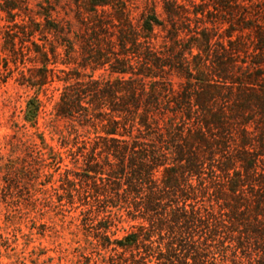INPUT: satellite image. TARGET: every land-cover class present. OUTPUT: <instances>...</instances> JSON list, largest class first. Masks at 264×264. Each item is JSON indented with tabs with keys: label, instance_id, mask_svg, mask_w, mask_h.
Here are the masks:
<instances>
[{
	"label": "trees",
	"instance_id": "16d2710c",
	"mask_svg": "<svg viewBox=\"0 0 264 264\" xmlns=\"http://www.w3.org/2000/svg\"><path fill=\"white\" fill-rule=\"evenodd\" d=\"M14 2L1 6V10L23 40L31 44L27 52L32 57L27 58L33 67L23 79L38 89L54 78L63 82L54 110L56 117L69 120L70 129L67 133L54 129V133L59 134L61 147H68L72 141L66 154L75 168L68 167L62 153L40 137L44 154L53 171L59 172L68 202L74 203L77 193L78 199L84 200L82 204L88 205L91 193L107 212L95 224V237L102 249L110 251L109 264H152V258L155 264H218L216 253L226 261L229 245L222 242L221 232L228 226L214 217L212 201L209 208L202 202L210 188L203 176L206 160L225 154L227 119L221 115L223 111L216 113L212 107L222 94L221 85L205 78V62L191 64L186 56L197 58L202 51L208 52V34L201 33L203 43L193 39L196 43L186 47L178 33L169 35V53L162 55L155 49L153 30L161 23L154 6L141 11L133 22L125 0L77 1L79 30L74 33L67 21L52 17L53 9L41 7L43 12L36 14L42 19L37 20L25 14L23 4ZM20 12L25 16L17 21ZM174 16L170 8L167 18L172 21ZM9 42L13 60L20 56L19 62L24 64L25 54L17 52L14 39ZM193 48L197 49L194 55ZM57 64L68 69L57 68ZM166 68L183 74L185 82L180 89L175 90L163 78ZM98 71L107 76H95ZM192 79L198 83L195 88L191 87ZM247 82L250 79L242 83ZM34 101L40 103L37 96L29 100L26 117L33 124L39 108ZM167 113L173 117L164 122ZM191 119L193 132L187 125ZM212 129H216L217 138ZM225 157L217 167L226 183L213 189L214 201L222 199L225 192L234 203L224 207L234 214L246 177L257 172L254 158L245 164L240 156ZM80 158L82 165H78ZM237 161H241L244 174L235 171ZM207 164L215 178L213 165ZM159 168L160 176H156ZM123 205H131L148 225L139 224L135 231L112 238L115 230L111 228L116 224L107 208ZM228 222L233 223L231 219ZM230 261L240 264L234 258Z\"/></svg>",
	"mask_w": 264,
	"mask_h": 264
},
{
	"label": "rangeland",
	"instance_id": "374dc122",
	"mask_svg": "<svg viewBox=\"0 0 264 264\" xmlns=\"http://www.w3.org/2000/svg\"><path fill=\"white\" fill-rule=\"evenodd\" d=\"M77 1L82 0H0V264H109L110 251L102 249L95 237V224L107 212L96 204L91 193L88 205L82 204L84 200L81 202L77 193L74 203L68 202L66 186L60 185V174L53 171L42 148L40 137L54 151L62 153L68 167L75 168L71 156L66 154L72 141L68 147H61L59 134L54 133V129L65 133L70 129L69 120L56 117L54 110L63 82L54 78L41 89L27 85L23 77L26 78L33 67L27 58L32 57L27 52L31 44L23 40L7 13L1 10V6L9 2L23 4L27 9L25 14L38 20L42 19L36 14L43 12L41 7L51 8L56 21H67L71 31L77 33ZM125 1L133 22L141 11L154 6L161 23L153 30L155 49L162 55L169 53V35L178 33L183 37L181 44L186 47L196 43L193 39L203 43L201 33L208 34L210 47L205 48L208 52L202 51L197 58L186 56L191 64L205 62V78L221 85L222 94L212 107L216 113L223 111L221 115L227 119L225 150L222 151L225 154L216 155L213 161L206 160L203 170L205 184L210 188L202 202L209 208L212 201L214 217L228 226L221 232L222 242L229 245L227 259L222 261L218 253L214 256L218 264H233L230 261L233 258L240 264H264V0ZM170 8L175 13L172 21L167 18ZM20 15L17 21L25 16L22 12ZM69 36L74 40L72 33ZM12 39L17 52L22 50L25 54L24 64L19 62L20 56L13 60L10 55ZM196 53L197 49L193 48V55ZM57 68L68 69L62 64H57ZM164 71L163 78L169 80L175 90L180 89L185 82L183 74L167 68ZM102 73L107 76L102 71L95 76ZM57 75L66 76L63 72ZM230 79L234 82H229ZM245 79L250 82L242 83ZM197 84L196 80H191L192 88ZM35 96L40 103L34 101L39 108L33 124L26 117L28 102ZM164 117L163 121L169 122L168 117L173 115L167 113ZM187 125L193 132L194 119ZM212 132L217 138L216 129ZM243 143H248L245 153ZM225 156H240L245 164L254 158L257 172L246 177L243 192L237 195L240 205L234 214L224 207L234 203L225 192L221 194L222 199L214 201L213 189L225 187L226 183L217 167ZM241 161L235 162L234 169L244 174ZM207 163L213 165L215 178L211 177ZM78 165H82L81 158ZM161 169L155 172L156 176H160ZM230 172L233 173L232 169ZM107 209L111 210L116 224L111 228L115 230L112 238L135 231L139 224L148 225L131 205ZM229 219L233 223H229ZM152 264H155L154 258Z\"/></svg>",
	"mask_w": 264,
	"mask_h": 264
}]
</instances>
